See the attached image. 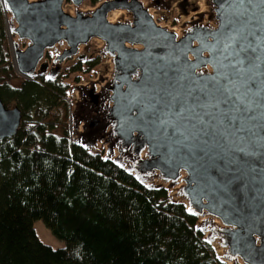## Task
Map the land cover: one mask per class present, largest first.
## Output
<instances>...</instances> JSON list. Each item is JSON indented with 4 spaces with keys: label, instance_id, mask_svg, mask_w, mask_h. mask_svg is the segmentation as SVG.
<instances>
[{
    "label": "water",
    "instance_id": "obj_1",
    "mask_svg": "<svg viewBox=\"0 0 264 264\" xmlns=\"http://www.w3.org/2000/svg\"><path fill=\"white\" fill-rule=\"evenodd\" d=\"M69 1L72 11L65 0H0L17 74L56 79L98 41L111 70L98 91H82V145L105 147L139 182L174 190L222 263L264 264V0H202L179 29L150 14L170 0H101L86 10L87 0ZM20 121L0 98V141Z\"/></svg>",
    "mask_w": 264,
    "mask_h": 264
},
{
    "label": "trees",
    "instance_id": "obj_2",
    "mask_svg": "<svg viewBox=\"0 0 264 264\" xmlns=\"http://www.w3.org/2000/svg\"><path fill=\"white\" fill-rule=\"evenodd\" d=\"M99 59L69 72L90 73ZM65 87L17 75L0 4V98L21 114L17 133L0 141V264H224L166 188L71 135ZM37 221L64 247L44 245Z\"/></svg>",
    "mask_w": 264,
    "mask_h": 264
},
{
    "label": "rangeland",
    "instance_id": "obj_3",
    "mask_svg": "<svg viewBox=\"0 0 264 264\" xmlns=\"http://www.w3.org/2000/svg\"><path fill=\"white\" fill-rule=\"evenodd\" d=\"M97 2L95 5H91L90 0H87L85 4L81 7L82 10L91 9L94 8L97 3H99L101 0H96ZM171 5L169 10H161V11H155L151 10L150 14L153 17V20L163 27H168L171 29H179L182 23L185 21H188L190 18L194 17L197 13L201 12L203 10V4L202 0H170ZM72 4L69 0H65L63 9L72 11ZM4 13V20L6 24V33H7V26L9 27L8 20L10 18V14L6 12L3 8ZM8 43H11V41H16V37L14 35L8 36ZM26 42H23L21 44V47L23 48L25 46ZM100 46V43L96 40H93L91 42V45L88 49V51L85 53V57L82 60H78L77 56L72 57L68 60H65L61 64V70L59 75L57 76V80L62 84L66 85V110H67V123L69 125L70 133L74 138H77L79 133L82 132L81 125L78 127H75L74 125V113L76 112V108L78 106V103L80 102L81 95L83 94L82 91H84L85 88H87L89 85L94 84L95 90L98 91L99 89V81L101 79H104L109 76V72L111 70V64L108 58L100 57L95 53V50ZM64 49V47H60L57 49V52H61ZM10 50V48H9ZM55 53L53 50H49L46 52L44 59L42 62L47 61L49 64V69L52 66V61L55 59ZM11 54V53H10ZM84 54L83 49L81 48L79 52V56ZM99 57V64L90 71V73L87 74H75L70 73L69 68H71L74 64L77 62H84L91 60L93 57ZM17 73V72H16ZM18 75V74H17ZM20 76V75H18ZM46 77V76H44ZM43 77V78H44ZM77 78L78 81L76 83L73 82V80ZM7 108V107H6ZM9 109H12L9 107ZM95 150L103 151L104 155H107L111 160L112 157H110L106 153L105 147H101L100 145H97L94 147ZM113 161V160H112ZM161 185L159 182H155L152 185ZM163 186V185H162ZM166 188L170 195L173 197L174 200L176 198L174 197V190H170L167 187ZM33 229L38 237V239L44 244L52 249H61L64 247V242L56 239L53 237V235L46 229V227L43 225L41 221H37L33 225ZM214 249L216 250V253L218 256L220 255L219 249L214 246ZM220 258V257H219Z\"/></svg>",
    "mask_w": 264,
    "mask_h": 264
},
{
    "label": "bare ground",
    "instance_id": "obj_4",
    "mask_svg": "<svg viewBox=\"0 0 264 264\" xmlns=\"http://www.w3.org/2000/svg\"><path fill=\"white\" fill-rule=\"evenodd\" d=\"M118 16V12H113V14L110 17V21H114L116 17ZM214 248V247H213ZM218 255V254H217Z\"/></svg>",
    "mask_w": 264,
    "mask_h": 264
}]
</instances>
